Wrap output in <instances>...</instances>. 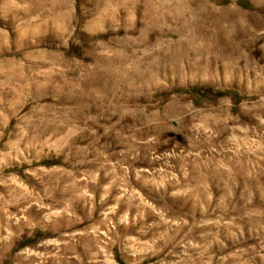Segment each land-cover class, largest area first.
<instances>
[{"label":"rangeland","instance_id":"374dc122","mask_svg":"<svg viewBox=\"0 0 264 264\" xmlns=\"http://www.w3.org/2000/svg\"><path fill=\"white\" fill-rule=\"evenodd\" d=\"M0 264H264V0H0Z\"/></svg>","mask_w":264,"mask_h":264}]
</instances>
